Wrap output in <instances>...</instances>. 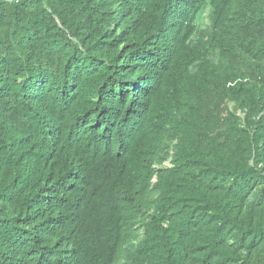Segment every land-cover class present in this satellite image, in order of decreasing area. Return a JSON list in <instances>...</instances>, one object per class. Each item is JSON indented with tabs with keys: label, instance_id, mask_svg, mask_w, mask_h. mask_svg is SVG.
Listing matches in <instances>:
<instances>
[{
	"label": "trees",
	"instance_id": "16d2710c",
	"mask_svg": "<svg viewBox=\"0 0 264 264\" xmlns=\"http://www.w3.org/2000/svg\"><path fill=\"white\" fill-rule=\"evenodd\" d=\"M0 264H264V0H0Z\"/></svg>",
	"mask_w": 264,
	"mask_h": 264
}]
</instances>
